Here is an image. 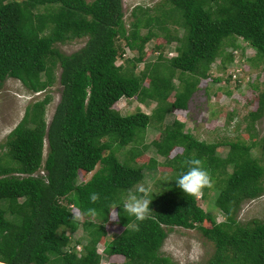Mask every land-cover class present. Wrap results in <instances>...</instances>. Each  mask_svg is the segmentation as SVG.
<instances>
[{
    "label": "trees",
    "instance_id": "trees-1",
    "mask_svg": "<svg viewBox=\"0 0 264 264\" xmlns=\"http://www.w3.org/2000/svg\"><path fill=\"white\" fill-rule=\"evenodd\" d=\"M130 16L124 28L120 0H0V83L14 79L37 94L51 86L57 66L60 88L47 123L45 94L24 107L0 143V264H99V241L101 252L120 256L121 264H169L159 249L173 227L195 229L211 244L205 264H264V216L236 221L241 204L264 192V163L250 156L253 143H205L182 131L180 122L165 125L154 153L174 176L151 193V218L144 222L125 213L121 202L140 181L141 169L114 155L169 107L185 109L213 60H230L223 52L227 38H238L253 51L246 60L250 64H264V0H159L151 8L134 6ZM157 36L164 43L172 39L173 56H157L137 72L113 64L120 54L116 39L135 52L124 60L128 65L140 62L143 45ZM80 38L83 45L68 54L53 47ZM230 46L236 48L234 42ZM170 93L172 102L166 104ZM120 98L151 101L154 107L149 114H119L112 105ZM256 103L247 114L249 123L261 113L264 92L256 95ZM222 145L226 151L220 156L215 149ZM173 148L180 151L168 158ZM137 155L130 153L129 160ZM192 158L201 159L212 176L211 206L221 214L219 222L176 185L188 170L183 162ZM92 170L87 180L77 182V172ZM93 192L100 196L95 204ZM89 208L97 215H84L80 222L70 211ZM111 208L119 213L112 222L121 230L106 241L104 223ZM78 229L81 235L70 245L69 235Z\"/></svg>",
    "mask_w": 264,
    "mask_h": 264
},
{
    "label": "rangeland",
    "instance_id": "rangeland-1",
    "mask_svg": "<svg viewBox=\"0 0 264 264\" xmlns=\"http://www.w3.org/2000/svg\"><path fill=\"white\" fill-rule=\"evenodd\" d=\"M89 2L90 0H84ZM159 0H120V11L124 28L132 19L130 11L134 6L141 8H151ZM135 15L138 13H134ZM168 31L171 27L165 24ZM143 32V31H141ZM172 38V35L169 36ZM168 38V39H169ZM84 39H73L63 43H56L53 47L62 54H68L80 48ZM234 42L236 48H231ZM120 53L114 60L115 66L132 67L133 72L139 71L145 63L156 62V57L166 60L174 55L172 51L173 41L164 43L161 36L152 37L142 48L140 62L129 63L124 60H131L135 57V52L128 50L121 39H116ZM226 47L223 51L230 54V60L216 57L209 65L207 78L200 79L196 89L191 93L185 109H174L169 107L159 121L151 119L142 136L134 142L128 143L115 150L114 155L118 161L127 160L128 165L137 166L141 169V179L129 190L135 191L138 187H150L151 193H156L169 184L173 173L163 159L154 153V148L158 140L162 137V128L172 121L182 123V131H186L194 138L205 143L222 144L226 141L238 140L245 144L253 143L249 149L251 157L260 164L264 163V105L259 116L249 123L248 112L256 108V95L264 92V64L249 63L247 58L254 56L253 51L240 39L227 38ZM157 46V48H155ZM59 69L55 66L52 69L53 82L50 87L39 93H28L14 79L6 78L0 83V143L5 135L21 118L24 107L34 100L40 99L43 95H48L49 102L44 106L43 118L48 122L53 108L58 99L59 85L57 83ZM146 81H144L145 84ZM175 84V77L171 79ZM254 88V89H253ZM172 102V93L166 98V104ZM154 107L151 101L138 103L133 98L119 99L112 105V109L119 114H129L136 110L144 114H149ZM107 148L112 149V144L103 142ZM44 149V148H43ZM217 154L223 156L226 147L220 146L215 149ZM4 149H0V153ZM44 151V150H43ZM112 151V150H111ZM135 151L139 155L129 160V154ZM178 148H173L168 153V158L175 153H179ZM106 151H103L105 154ZM152 160L151 162H149ZM152 165L149 167V165ZM98 166L95 165L93 170ZM77 172V182L88 179L90 174ZM264 186V179H263ZM128 190V191H129ZM128 193V192H127ZM127 193L121 197L122 205L127 197ZM216 193V187L208 188L203 197L194 198V202L202 210L210 213L214 221L222 220L221 214L211 206V201ZM74 215L75 210L71 209ZM113 209L108 213L107 222L104 223V239L110 240L117 235L121 228L113 223ZM264 216V192L256 199L243 202L236 215V221L240 223L249 222L252 219H262ZM84 219V218H83ZM82 219V220H83ZM82 220H78L79 222ZM204 227H208L207 222H203ZM64 234H66L64 232ZM81 235L78 229L74 234L69 235L70 245ZM79 246L74 245V250ZM96 252L99 254V264H121L120 256H107L101 252L102 244H96ZM212 251L211 244L203 239L195 229L171 228L166 232V236L160 246L159 252L169 259V264H205L206 259Z\"/></svg>",
    "mask_w": 264,
    "mask_h": 264
},
{
    "label": "clouds",
    "instance_id": "clouds-1",
    "mask_svg": "<svg viewBox=\"0 0 264 264\" xmlns=\"http://www.w3.org/2000/svg\"><path fill=\"white\" fill-rule=\"evenodd\" d=\"M187 166L186 172L181 174L175 180L177 187L186 195L200 198L203 195L205 188L213 187V180L210 172L205 168L201 159L192 158L183 162ZM151 188L140 186L135 191L129 190L127 197L123 203V211L130 216H134L139 222H144L151 218L152 209L150 205ZM100 196L98 193L93 192L90 195V201L95 204L99 201ZM116 207H114L115 209ZM113 209V218L119 216ZM84 215L95 216L97 211L95 208L87 209L86 213L74 214L75 220H82Z\"/></svg>",
    "mask_w": 264,
    "mask_h": 264
}]
</instances>
